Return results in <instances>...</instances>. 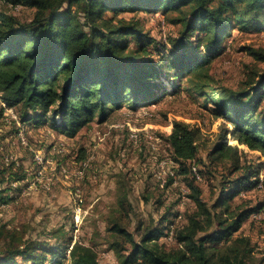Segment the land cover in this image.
Here are the masks:
<instances>
[{
	"label": "trees",
	"instance_id": "obj_1",
	"mask_svg": "<svg viewBox=\"0 0 264 264\" xmlns=\"http://www.w3.org/2000/svg\"><path fill=\"white\" fill-rule=\"evenodd\" d=\"M5 1L33 7L34 12L24 22L0 11L1 112L18 107L21 121L36 125L48 122L58 132L73 137L95 119L104 122L123 104L136 107L154 103L165 93V79L187 74L185 89L202 94L204 102L215 106L214 115L231 126L220 133L210 154L212 159L229 160L232 171L239 169V144L264 156V118L258 113L264 97V69L255 70L247 77L245 87L234 90L217 84L208 69L202 67L206 58L219 52L230 29L261 27L264 0ZM162 10L177 12L168 21L181 24V48H172L155 60L149 45L156 40L143 29L140 20L117 14ZM106 12L112 15L105 16ZM195 34L200 38L195 50L190 51L185 40ZM199 46L201 53L196 50ZM245 49L264 61L263 49ZM170 84L176 91L175 80ZM227 134L236 144L227 143ZM199 135L195 125L174 119L165 137L183 175L192 174ZM84 153L81 148L79 161L86 157L82 159ZM186 161L192 162L187 165ZM260 168L242 174L236 180L237 187L250 179L254 184ZM23 177L21 174L14 179ZM185 181L187 197L195 209L173 232L177 246L166 248L158 242L164 232L160 225L145 227L135 238L128 229L114 223L111 231L128 243L126 253L121 254V264H249L253 250L250 240L234 233L264 205L230 208L224 186L220 196L209 204L202 198L193 174ZM238 191L231 190L230 196ZM7 253L8 258L0 256V264H17L14 256L26 252L17 247ZM39 258L32 256L30 264H42ZM68 259L69 264H98L96 251L79 241L71 245Z\"/></svg>",
	"mask_w": 264,
	"mask_h": 264
},
{
	"label": "rangeland",
	"instance_id": "obj_2",
	"mask_svg": "<svg viewBox=\"0 0 264 264\" xmlns=\"http://www.w3.org/2000/svg\"><path fill=\"white\" fill-rule=\"evenodd\" d=\"M0 11L25 22L32 18L34 8L0 0ZM162 11L117 14L140 20L143 29L156 40L149 45L155 60L172 48H181V24L168 21L177 12ZM199 38L195 34L185 40L190 51L195 50ZM248 46L264 50V21L259 28L230 29L219 52L206 58L202 67L208 69L217 84L234 90L243 88L249 75L264 69V61L246 52ZM196 50L201 53V46ZM185 75L165 79V93L154 103L136 107L123 104L104 122L95 119L73 137L58 132L48 122L36 125L21 121L18 107L1 112L0 103V252L5 251L0 256L7 257L8 251L18 247L26 253L14 256L17 264H30L35 255L42 264H69V249L79 241L96 251L98 264H121V254L126 253L128 243L111 231L114 223L128 229L135 238L145 227L160 225L164 232L158 242L166 248L177 246L173 232L186 221V214L195 209V204L187 197L185 181L192 174L180 173V164L171 155L165 138L174 119L200 129L194 160L200 179L195 183L204 200L214 202L224 186L230 208L264 205V184L257 189L250 179L249 183L236 185L242 174L257 168L261 167L264 175V156L239 144V169L232 171L229 160L212 159L210 154L220 133L231 126L214 115L215 106L204 102L202 94L185 89ZM171 80H175L176 91ZM258 113L264 118V97ZM131 132H137V137L131 138ZM226 139L228 144H236L229 134ZM81 148L85 151L82 159L86 156L90 160L84 175L77 176L71 172L80 167ZM36 150L53 167L54 182L49 189L40 183L32 184V155ZM62 167L67 168L66 172ZM21 174L22 179H14ZM233 189L239 191L230 196ZM79 197L81 201L77 203ZM237 234L250 240L253 250L249 264H264V214L260 218L251 214L234 233Z\"/></svg>",
	"mask_w": 264,
	"mask_h": 264
},
{
	"label": "built area",
	"instance_id": "obj_3",
	"mask_svg": "<svg viewBox=\"0 0 264 264\" xmlns=\"http://www.w3.org/2000/svg\"><path fill=\"white\" fill-rule=\"evenodd\" d=\"M10 113L12 112L10 111ZM13 117L15 116L13 115ZM136 133L137 132H131L130 134L131 138L132 137L133 139L136 138L137 137ZM20 137H21V141L24 142V138L22 137V134ZM32 159L34 163V171L32 173L33 175L32 184L40 183L44 189H49L54 182V179H53L54 173L52 172L53 167L51 166V164H49L50 162L47 160V158H45V156L41 153V151L36 150L35 152H33ZM89 160H90V157H86L83 160L79 161L78 165L80 167L78 168L76 172H71V173H74L77 176H83L85 168L87 167V165H89ZM61 170L63 172H66L67 168L62 167ZM261 170L262 169L259 170L258 175L254 182V186L257 189L261 188L264 183V175L261 173ZM191 171L195 179H200V174L198 172V169L193 163L191 164ZM79 201H81L80 197L77 198V203ZM263 214H264V206L260 210L254 212L252 216L253 218H260Z\"/></svg>",
	"mask_w": 264,
	"mask_h": 264
}]
</instances>
